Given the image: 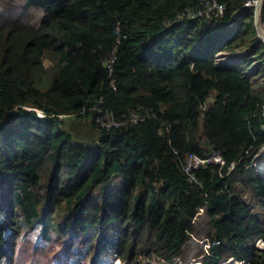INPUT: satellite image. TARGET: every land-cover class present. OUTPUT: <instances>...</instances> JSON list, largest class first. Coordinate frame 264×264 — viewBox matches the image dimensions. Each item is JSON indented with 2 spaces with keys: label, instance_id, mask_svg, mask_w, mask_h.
Segmentation results:
<instances>
[{
  "label": "trees",
  "instance_id": "trees-1",
  "mask_svg": "<svg viewBox=\"0 0 264 264\" xmlns=\"http://www.w3.org/2000/svg\"><path fill=\"white\" fill-rule=\"evenodd\" d=\"M244 1L217 0L224 12L212 20L178 16L202 0H27L42 11L35 24L0 23V264H57L42 249L52 228L70 255L88 243L93 264L169 263L202 206V264H264V177L253 166L264 80L246 72L255 55L264 73V43L253 7L228 26ZM237 47L249 49L243 62H214ZM105 113L119 124L101 125ZM216 153L223 163L184 170Z\"/></svg>",
  "mask_w": 264,
  "mask_h": 264
},
{
  "label": "rangeland",
  "instance_id": "rangeland-1",
  "mask_svg": "<svg viewBox=\"0 0 264 264\" xmlns=\"http://www.w3.org/2000/svg\"><path fill=\"white\" fill-rule=\"evenodd\" d=\"M27 0H0V20L4 19L2 14H1V10L3 9V6L5 5V12L3 13V15H6L8 10L10 9V13L8 15L9 19H16L21 17L22 19H24L27 22H31L32 24H35L36 21L42 16V11L38 10V9H34L33 7H25ZM261 23L257 24V35L256 38L258 40H260L261 42H264V23L263 21L260 20ZM236 50L234 51H243L246 50L247 48L243 49L240 47L235 48ZM227 52V51H226ZM247 52H249V49H247ZM257 58L255 57V55L253 56L252 59H249V66L246 69V72L248 74L251 75V77H253V80L256 81L257 83H260V85H262L263 80H264V73L262 72H257L256 71V67L259 64H263L262 61H257ZM45 64H48V61H45ZM237 66L239 67V65L237 64ZM47 68V66H46ZM262 112H264V108H262ZM254 168L257 170V172L264 177V146H262L258 153L255 156V162L253 164ZM101 189V185H98L94 188V190L92 191V193H98L99 190ZM96 201L99 200V196L95 195L94 198ZM57 219L59 221L63 220V217L58 215ZM192 224H193V230L192 233H190L185 241L184 247H183V253H182V257L180 259H177L176 262H174L173 264H196L197 261L199 260H195L198 259L199 256H201V254H203L205 252V246H206V233H207V229H208V218L205 214V211L202 213H198V215L196 217H192L191 220ZM113 229L109 228L108 231L106 229L107 232L112 231ZM76 235V237H78L79 235V231H73ZM50 234V241L48 242V244L42 246V249L46 250L47 254L51 251L52 254L56 255V261H60L61 264H64L66 262H68L69 264H77L76 261L80 262V259L82 257V251L77 254V255H70L69 253H66L63 250V247L61 246V244L59 243V240L61 239H57L58 238V232L52 228L51 230H49L48 232ZM29 239L32 238V233L29 234L28 236ZM92 239V238H91ZM68 241H71V238L68 239ZM76 246L78 245V240L76 239L73 242ZM259 245L260 242H257ZM66 257H70V259L72 260H67L65 259ZM144 257L141 258V260ZM107 257L106 255H102L100 257V263L101 264H106L107 261ZM224 260H230V261H234V258H227ZM108 262V261H107ZM112 264H121L120 262L116 261L113 262ZM141 264H165V263H157V261L148 259V261H141ZM198 264H200V262H198Z\"/></svg>",
  "mask_w": 264,
  "mask_h": 264
},
{
  "label": "clouds",
  "instance_id": "clouds-1",
  "mask_svg": "<svg viewBox=\"0 0 264 264\" xmlns=\"http://www.w3.org/2000/svg\"><path fill=\"white\" fill-rule=\"evenodd\" d=\"M245 3V1H244ZM244 3L243 5L241 6L240 8V11L237 12L234 16H233V20H231L228 24L229 27H233L235 25V21L236 20H240V17H241V12H243L245 10L246 7H253L254 8V14H255V24H256V28H257V24L260 23V20H264V17L262 16V4H263V0H261L260 2V5L259 7L256 9L255 6L251 5V6H244ZM5 5L3 6V9L1 10V14L3 16L4 19H1L0 20V23L1 22H8L9 20H15V19H9L8 15L9 13L11 12L10 9L8 10L7 14L6 15H3V13L5 12ZM224 12V11H223ZM223 15V14H222ZM178 16H185V15H182L179 14ZM187 17V16H186ZM189 18V17H188ZM208 18V17H206ZM220 17H218L219 19ZM16 19H20V18H16ZM197 19V18H196ZM210 19V18H209ZM218 19H212V20H218ZM168 27H171L170 23L168 24ZM257 32H258V29H257ZM260 41V40H259ZM264 43V42H262ZM227 50H219L215 53V60L214 62L219 65V66H232L233 64H236V63H240V62H243L246 58V54H247V49L246 50H243V51H227ZM240 53H243V55H241ZM27 109H30L29 107H27ZM217 154V153H216ZM256 170V169H255ZM257 171V170H256ZM93 196V198H95V195L92 193L91 194ZM205 211V207L202 206L198 209V211L195 213L194 217H196L198 215V213H202ZM74 233V232H73ZM75 234V233H74ZM90 240V238H89ZM257 242H260L261 245H259ZM206 246H205V252H208V244H207V240H206ZM255 246L262 249L264 247V242L261 238H257L255 240ZM90 246L88 245V243H84L82 245V248H81V251H82V258H85L86 262H83L81 259H80V262L79 261H76L77 264H93V257H94V253H90ZM108 259L106 261V264H112L113 262L118 261L120 262L121 264H127L126 260H123L121 259L120 257H110V256H106ZM144 257L142 260L141 258ZM182 257V256H181ZM181 257H177L175 260H173L172 262H169L167 263L165 260L161 259V258H157V257H148L146 255H139L136 259V262L135 263H132V264H141V261H148V259H151V260H154V261H157V263H165V264H173L174 262L177 261V259H180ZM232 256L230 257H226V258H223L219 261L218 264H222L225 260L224 259H227V258H231ZM234 258V257H232ZM65 259L67 260H72L70 259V257H66ZM235 260L234 261H237L239 264H248L246 262H243L241 260H238L236 258H234ZM195 260H199L200 264H202L201 262V256H199L198 259H195ZM55 261H56V256H55ZM99 261H100V258H99ZM58 263L57 264H61L60 261H57ZM64 264H69L68 262L64 263ZM101 264V263H99Z\"/></svg>",
  "mask_w": 264,
  "mask_h": 264
},
{
  "label": "built area",
  "instance_id": "built-area-1",
  "mask_svg": "<svg viewBox=\"0 0 264 264\" xmlns=\"http://www.w3.org/2000/svg\"><path fill=\"white\" fill-rule=\"evenodd\" d=\"M261 0H245L244 6H255L257 9L260 5ZM224 6L217 2V0H202V8L192 9L186 8L182 15H185L189 18L196 19L202 17H208L210 19H218L223 14ZM264 23V20H261ZM261 23V22H260ZM243 55V53H240ZM131 117L134 120L144 121L145 117L140 113H131ZM97 121L103 126H112L118 125L119 123L112 117L110 113H105L100 116ZM206 161H215L219 163H223V158L220 154H212L207 156L206 158H201L198 156H190L187 162V165L184 167V170L191 174L193 168H196L198 165L206 162Z\"/></svg>",
  "mask_w": 264,
  "mask_h": 264
},
{
  "label": "bare ground",
  "instance_id": "bare-ground-1",
  "mask_svg": "<svg viewBox=\"0 0 264 264\" xmlns=\"http://www.w3.org/2000/svg\"><path fill=\"white\" fill-rule=\"evenodd\" d=\"M199 261L196 262L198 264ZM222 264H239L237 261L225 260Z\"/></svg>",
  "mask_w": 264,
  "mask_h": 264
}]
</instances>
